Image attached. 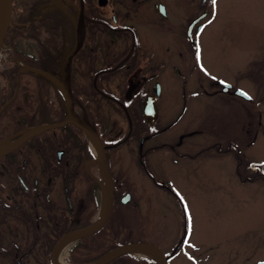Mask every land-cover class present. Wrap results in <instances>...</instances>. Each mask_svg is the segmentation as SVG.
Here are the masks:
<instances>
[{
	"label": "flooded vegetation",
	"instance_id": "flooded-vegetation-1",
	"mask_svg": "<svg viewBox=\"0 0 264 264\" xmlns=\"http://www.w3.org/2000/svg\"><path fill=\"white\" fill-rule=\"evenodd\" d=\"M212 3L13 0L8 32L20 27L18 20L22 19L43 34L39 39L31 34L17 38L11 46L5 44L6 56L0 57L4 63L0 70V141L16 142L36 127L56 126L1 151L0 264H54L52 252L63 236L99 220L101 215L95 218L98 191L103 186L108 189L101 160L113 181L111 212L118 204L125 206L133 200L131 191L119 188L120 163L125 156L133 158L152 186L175 199V178L187 170L186 165L199 164L205 156H232L241 183L252 184L256 178L264 183V166L248 154L260 131L252 125L250 69L246 67L243 81L205 75L202 36ZM45 12L53 13L54 19L42 28ZM49 40L55 43L54 49L45 55ZM30 43L35 45L31 50ZM28 67L46 75L34 73L39 77L36 92L35 81L28 77L31 85L25 89V102L11 104L17 90L6 99L7 70L26 72ZM66 80L72 95V120L57 125L68 118ZM166 88L184 100L174 119L160 104ZM147 96L154 98L155 117L145 113ZM189 97L202 98L206 104L211 99L207 109L217 115V123L177 125ZM220 111L238 115L239 123L232 131L227 125L220 127ZM163 162L172 164L173 174L155 173L153 165ZM126 193L130 201L123 204ZM133 206L137 207V201L133 200ZM111 212L98 231L61 244L55 252L56 263L64 250L69 251L70 264H91L123 245ZM180 249L178 243L171 252L162 251L170 259ZM124 257L118 255L106 264H124Z\"/></svg>",
	"mask_w": 264,
	"mask_h": 264
},
{
	"label": "rangeland",
	"instance_id": "rangeland-1",
	"mask_svg": "<svg viewBox=\"0 0 264 264\" xmlns=\"http://www.w3.org/2000/svg\"><path fill=\"white\" fill-rule=\"evenodd\" d=\"M202 40L205 75L234 82L241 80L250 69L252 125L254 131L258 127L260 131L248 154L254 163L264 166V0H216L215 5L211 4ZM28 47L31 50L35 45L30 43ZM47 53L46 49L44 54ZM1 55L6 56L3 51ZM3 66L0 61V70ZM163 91L161 107L174 119L179 116L184 100L176 91L168 88ZM208 103L202 98L192 100L189 97L188 107L177 125L204 121L213 126L217 123V115L207 109ZM220 104L224 103L220 101ZM219 119L220 127L227 125L230 131L239 123L233 111H220ZM198 163L186 165L187 170L175 178L178 184L174 186L175 199L152 186L145 173L137 170L133 158L122 157L119 188L132 192L137 207L133 206V200L125 206L117 205L112 223L116 224L115 229L119 228L120 239L124 244L148 241L166 253L179 243L181 249L173 254L168 264L263 262L264 183L258 178L252 184L241 183L235 174L232 156H205ZM171 166L170 162L153 165L158 176L173 174V170H169ZM105 196L103 186L98 191L95 218L104 209ZM129 254L145 257L153 264L160 263L158 257L142 249ZM69 255L68 250L62 252L63 264H70ZM130 259L124 257V264H134Z\"/></svg>",
	"mask_w": 264,
	"mask_h": 264
},
{
	"label": "water",
	"instance_id": "water-1",
	"mask_svg": "<svg viewBox=\"0 0 264 264\" xmlns=\"http://www.w3.org/2000/svg\"><path fill=\"white\" fill-rule=\"evenodd\" d=\"M12 10H13V0H1L0 1V51H1V48L4 44V40H5L6 34L8 32L10 23H11ZM27 70L34 72L38 76L46 75L42 71L35 69V68L28 67ZM239 93L242 94L241 92H239ZM65 94H66V97H67L68 103H69L68 118L65 121H63L62 123L57 124V125H63V124L70 122L72 120L71 114H70L71 110H72V95H71V92L69 89V80H66ZM153 99H154L153 97L147 96L146 100L144 102L145 113H146V115H149V117L152 114H153V117H155V115H157ZM74 123L81 126L79 123H77L75 121H74ZM54 126H56V125H42V126L36 127L34 129H32L31 131H29L25 136H22L21 138H19L16 142L11 143V142H9V140L0 141V146L3 148H8L9 145H12L13 147H15V146L21 144L22 141L24 139H26V137H28L29 135L31 136V135L40 133L41 131H43L45 129L53 128ZM2 153H4V152H2ZM2 153L0 154V157H1ZM101 166L105 171L104 174L107 176V182H108V189H107L106 196H105V205H104V209L102 211V214H101L99 220L97 222H95L92 226H90L84 230H81L79 232H76V233L67 234L60 239L57 246L55 247V249L52 252V259H53L54 264H58L55 261L56 260L55 259V252H56V249H58V247L61 244H64L66 242L73 241V240L88 236V235L98 231L104 225V223L107 221V219L110 215L111 207H112L113 181L111 179L109 172L107 171V168H106L103 160H101ZM129 201H130V195H129V193H126L122 197L121 203L127 204ZM137 249H142V250L148 251V252L152 253L153 255H155L156 257H158L159 262H160L159 264H168L169 256H166L164 254V252L162 251V249H160L156 245L149 243V242H133V243L123 244V245L107 252L101 258H99L97 261H95L91 264H106L109 261H111L112 259H114L115 257H117L118 255H122L124 253H130V252L137 250ZM258 264H264V261L259 262Z\"/></svg>",
	"mask_w": 264,
	"mask_h": 264
},
{
	"label": "trees",
	"instance_id": "trees-1",
	"mask_svg": "<svg viewBox=\"0 0 264 264\" xmlns=\"http://www.w3.org/2000/svg\"><path fill=\"white\" fill-rule=\"evenodd\" d=\"M20 7H21V3H17V14L20 13ZM45 18L42 24V28L44 27H48L49 24H51V22H53L54 19V14L51 12H45ZM35 14V12H34ZM19 23H22V25L20 27H15L13 30L14 32L12 34H10V32H8L6 34L5 40H4V44L6 45H12V42L16 41L17 38L21 37V36H26V35H35V37L37 39H39L41 37V35L43 34V31L41 30H36L35 26L32 25V23L27 22L26 20H22L19 19L18 20ZM26 32V33H24ZM47 37V36H46ZM49 38V37H48ZM46 38V39H48ZM51 39V38H49ZM46 46L49 48L48 49V53L47 55H51V51H53V47L52 45H54L55 43L53 42V40H49L47 42H45ZM14 44V43H13ZM20 58V56H18ZM36 69V68H35ZM10 73H8V78L9 81L6 84V87L8 88V96L6 97V99L10 96H12V94L14 93L15 89L17 90V95L14 98L13 102L11 104H15V105H19L21 103H24V99L22 100L23 96L25 95L26 91L25 89H27L28 87H30L31 83L28 82V77L31 78L32 80L35 81L34 85H35V92L37 91V87L38 86V79L34 72L30 71V70H26V72H18L17 68H14V70H7ZM39 78V77H38ZM39 101V100H38ZM115 212V208L112 209L111 212V217L114 215ZM122 255H126V257H130L132 263L134 264H143V263H147V264H152L147 258H143L140 260H136L135 258L132 257V255H130L129 253H124ZM94 260V258H93ZM135 261V262H134ZM142 262V263H141Z\"/></svg>",
	"mask_w": 264,
	"mask_h": 264
},
{
	"label": "bare ground",
	"instance_id": "bare-ground-1",
	"mask_svg": "<svg viewBox=\"0 0 264 264\" xmlns=\"http://www.w3.org/2000/svg\"><path fill=\"white\" fill-rule=\"evenodd\" d=\"M0 1H1V0H0ZM2 149H3V147L0 146V152L2 151ZM57 260H58L59 264H63V262H62V254H61V252L58 254V256H57Z\"/></svg>",
	"mask_w": 264,
	"mask_h": 264
},
{
	"label": "built area",
	"instance_id": "built-area-1",
	"mask_svg": "<svg viewBox=\"0 0 264 264\" xmlns=\"http://www.w3.org/2000/svg\"><path fill=\"white\" fill-rule=\"evenodd\" d=\"M5 49H6V46H3L1 51L4 52ZM0 55H1V54H0Z\"/></svg>",
	"mask_w": 264,
	"mask_h": 264
},
{
	"label": "snow or ice",
	"instance_id": "snow-or-ice-1",
	"mask_svg": "<svg viewBox=\"0 0 264 264\" xmlns=\"http://www.w3.org/2000/svg\"><path fill=\"white\" fill-rule=\"evenodd\" d=\"M216 0H213V4L215 5Z\"/></svg>",
	"mask_w": 264,
	"mask_h": 264
}]
</instances>
